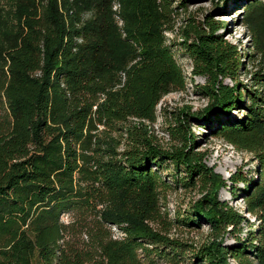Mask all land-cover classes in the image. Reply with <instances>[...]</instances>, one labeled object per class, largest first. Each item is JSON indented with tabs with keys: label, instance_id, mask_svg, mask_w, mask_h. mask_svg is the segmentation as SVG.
I'll return each instance as SVG.
<instances>
[{
	"label": "trees",
	"instance_id": "obj_1",
	"mask_svg": "<svg viewBox=\"0 0 264 264\" xmlns=\"http://www.w3.org/2000/svg\"><path fill=\"white\" fill-rule=\"evenodd\" d=\"M120 9L121 27L111 0H0V264H156L157 246L155 256L175 258L180 244L155 227L164 224L167 183L159 171L168 161L184 172L182 183L198 178L206 186L194 216L175 222H204L215 232L248 222L218 198L224 181L192 150L193 137L164 149L143 130L161 98L185 87L164 35L170 2L120 0ZM208 17L186 34L193 39L184 49L193 74L208 78L202 93L211 102L182 111L178 124L195 119L208 128L210 116L246 107L214 132L255 154V175L240 192L258 223L227 250L215 235L194 258L227 264L228 254L239 264H264V94L237 81L235 48ZM251 78L264 86V67Z\"/></svg>",
	"mask_w": 264,
	"mask_h": 264
},
{
	"label": "rangeland",
	"instance_id": "obj_2",
	"mask_svg": "<svg viewBox=\"0 0 264 264\" xmlns=\"http://www.w3.org/2000/svg\"><path fill=\"white\" fill-rule=\"evenodd\" d=\"M116 1L120 4V0ZM168 1L172 11L167 24L169 28L164 35L166 43L170 46L176 62L185 75V87L175 89L161 98L157 105L155 121L144 122L143 130L146 131L152 144L164 149L182 146L185 143L184 135L193 137L192 150L202 152L206 165L218 173L224 181L225 186L219 189L218 198L240 211L248 221L241 222L237 227L219 229L217 232L204 222L198 226L175 222L178 219H187L190 213L194 216L195 211L192 212V210L206 193V186L198 178L192 180L190 184L182 183L181 177L184 172L177 169L170 161L163 163V168L159 172L162 180L167 183L166 188L160 191V209L164 224L155 225V227L162 235L179 243L180 247L173 259L155 256V249H163L159 246L152 248L150 257L156 264H199L194 258V252L211 242L215 235L222 238L221 245L227 250L236 245L238 238H245L249 228H254L258 223L251 214L244 211L243 193L240 192L245 189V182L255 175V154L237 150L235 146L214 132L215 127L221 123L233 118H242L247 111L243 104L233 106L228 112L220 115L210 116L206 122L208 128L203 127L202 120L195 119L189 120L184 127L179 126L177 116L182 111L201 112L211 102L202 93L203 87L208 84V78L193 74L192 59L184 49V41H192L193 37L188 38L186 34L192 35V27L202 26L208 15V18L219 25L215 33L220 34L222 39L235 48V57L240 65L236 73L237 81L245 84L248 89L256 88L264 94V86L253 85L251 78L252 73H257L264 67V53L255 47L256 36H254L258 34L264 47V0ZM252 1H255L257 7L248 14V7ZM117 11L112 7L114 20L121 27L123 20L121 24H118L114 16ZM119 14L121 16V9ZM224 81L228 85L234 84V81L229 78ZM125 137L124 135L118 145V151L125 147ZM238 176L246 180L231 181L233 177ZM63 218L67 219L65 216ZM166 251L170 249L167 248ZM226 261L227 264H239L228 254ZM200 263L206 264L203 261Z\"/></svg>",
	"mask_w": 264,
	"mask_h": 264
},
{
	"label": "built area",
	"instance_id": "obj_3",
	"mask_svg": "<svg viewBox=\"0 0 264 264\" xmlns=\"http://www.w3.org/2000/svg\"><path fill=\"white\" fill-rule=\"evenodd\" d=\"M111 1H112V7H113L115 10H118V11L114 14V16H115L116 20L118 21V24H121V23H122V19H121V16H120V14H119L120 4H119V2H117L116 0H111ZM112 228H113L115 234H116V233L119 234V233H118V229H116L115 226H113Z\"/></svg>",
	"mask_w": 264,
	"mask_h": 264
}]
</instances>
